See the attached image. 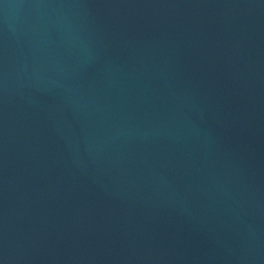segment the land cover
<instances>
[{
    "label": "water",
    "instance_id": "1",
    "mask_svg": "<svg viewBox=\"0 0 264 264\" xmlns=\"http://www.w3.org/2000/svg\"><path fill=\"white\" fill-rule=\"evenodd\" d=\"M0 264H264V0H0Z\"/></svg>",
    "mask_w": 264,
    "mask_h": 264
}]
</instances>
